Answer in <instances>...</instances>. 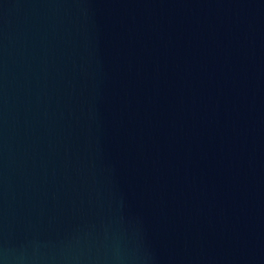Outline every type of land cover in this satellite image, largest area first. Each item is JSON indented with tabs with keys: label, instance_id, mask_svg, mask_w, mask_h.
<instances>
[{
	"label": "water",
	"instance_id": "obj_1",
	"mask_svg": "<svg viewBox=\"0 0 264 264\" xmlns=\"http://www.w3.org/2000/svg\"><path fill=\"white\" fill-rule=\"evenodd\" d=\"M0 264H264V0H0Z\"/></svg>",
	"mask_w": 264,
	"mask_h": 264
}]
</instances>
